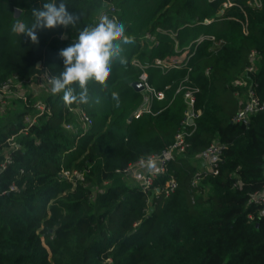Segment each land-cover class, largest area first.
<instances>
[{
	"label": "trees",
	"instance_id": "obj_1",
	"mask_svg": "<svg viewBox=\"0 0 264 264\" xmlns=\"http://www.w3.org/2000/svg\"><path fill=\"white\" fill-rule=\"evenodd\" d=\"M111 1L132 37L121 45L124 62L113 58L104 81L89 76L86 100L49 92V111L39 113L27 93L12 96L19 109L0 115V164L11 160L0 170V264H264V211L251 200L264 185V108L233 121L248 88L264 102V0ZM41 3L0 0V86L58 76L59 50L104 7L68 0L78 22L38 30L33 44L21 25ZM175 57L178 67L161 63ZM143 72L162 98L135 90ZM188 89L198 113L185 149L145 192L122 170L173 142ZM147 94L149 111L136 114ZM75 108L91 120L85 130ZM211 143L223 146L216 172L201 156ZM153 166L140 167L145 174ZM169 175L177 185L164 196Z\"/></svg>",
	"mask_w": 264,
	"mask_h": 264
},
{
	"label": "clouds",
	"instance_id": "obj_2",
	"mask_svg": "<svg viewBox=\"0 0 264 264\" xmlns=\"http://www.w3.org/2000/svg\"><path fill=\"white\" fill-rule=\"evenodd\" d=\"M68 0H42L39 7L32 9V21L21 25L22 33L33 44L38 42L37 31L57 26L69 27L79 20V14L68 10ZM64 34L61 33V39ZM132 42V37L125 34L123 22L115 15L103 12L91 26L79 31L76 39L59 50L63 70L52 77L51 92L63 93L62 99L71 103L86 100L88 91L86 80L89 76L104 81L110 72L113 58H120L122 44ZM78 85V90L73 87Z\"/></svg>",
	"mask_w": 264,
	"mask_h": 264
},
{
	"label": "built area",
	"instance_id": "obj_3",
	"mask_svg": "<svg viewBox=\"0 0 264 264\" xmlns=\"http://www.w3.org/2000/svg\"><path fill=\"white\" fill-rule=\"evenodd\" d=\"M258 4V3H257ZM104 7L102 10L96 15V19L100 16L101 13L107 12L111 15L117 16L118 8L114 5V3L111 0H103ZM224 5H230V1L226 0L224 2ZM94 21V22H95ZM64 34V32H61ZM61 33L57 34L58 39L60 40H66L67 35L64 34V38L61 39ZM202 39L199 38L198 41ZM255 51H251L250 55L253 56ZM189 57L190 54L186 51L183 56ZM181 61V57H175L171 60H166L161 62L164 66H173L178 67L179 63ZM156 63H160L159 60H155ZM253 65H250L246 68V70H252ZM52 77L50 74H48L46 71L41 72L31 78L25 79V80H7L3 82L0 86V111L3 109V105L5 101H7V97H16L21 96L18 94L17 89L21 85H35L37 88L41 90H48V92H51V80ZM139 81L143 85V89L141 91L147 93L151 92L152 95L157 99H160L163 97V93L161 91H153L150 86L147 83V75L143 72L139 76ZM233 84L235 86H243L245 84V81L242 78H236L233 81ZM235 94L237 95L238 92L236 91ZM151 96L147 94L145 98V103L137 110L136 114H141L142 112L149 111V104ZM185 102L187 104V110L185 112V117L181 122V128L175 133L173 142L166 147L161 153L150 155L144 159H141L131 165H128L126 168H124L123 172H131L133 168L137 166H153L151 167L147 173H145L142 176V180L140 182L141 188L143 191H148L149 188L153 185L154 179L165 172L166 166L168 161L172 160L176 154L183 152L186 146L185 136L188 134L187 127L191 125L192 118L197 115L198 111H194L193 105H194V90L188 89L185 94ZM32 106L37 109L39 113L43 111H49V108L41 101L36 100L33 102ZM264 108V102L259 101L258 97L255 95V92L250 87L247 89L245 93V101L244 104L240 107V109L236 112V114L233 117V121L237 123H247L250 115L256 111H259ZM79 111H75L80 119L84 122V124H90L91 120L90 118L80 109ZM37 114L35 113L33 116H27L26 122H34L36 119ZM70 125H66V127H69ZM222 145L217 143H211L208 145L202 152L201 156L209 161V166L213 170V172H216V160L218 158V155L220 153V150L222 149ZM10 156L6 155L5 159L0 164V170L4 169L6 165L10 162ZM198 178V177H197ZM196 178V179H197ZM196 179L193 181V184H195ZM176 180L172 175H169L168 178L164 182L163 186V193L164 196L169 195L171 192H173L176 188ZM14 186H11L13 188ZM156 192H158V189L156 188ZM251 200L258 204L262 211H264V185L259 191H256L252 194Z\"/></svg>",
	"mask_w": 264,
	"mask_h": 264
},
{
	"label": "rangeland",
	"instance_id": "obj_4",
	"mask_svg": "<svg viewBox=\"0 0 264 264\" xmlns=\"http://www.w3.org/2000/svg\"><path fill=\"white\" fill-rule=\"evenodd\" d=\"M132 62H134V63H136V61L135 60H133ZM17 91H18V94L19 95H25V94H30V96L31 97H34V100L36 101V100H41V101H44V98L47 96V93H49L48 92V90H41V89H39V88H37L35 85H21L18 89H17ZM47 106V105H46ZM19 107H20V105L18 104V103H16L13 99H12V97H8L7 98V101H5V103H4V105H3V112H2V110H1V113H0V115L2 114H4V112H7V111H14V110H17V109H19ZM79 108H75V109H73L74 111H79L78 110ZM79 114H77V116H78ZM27 116L28 115H26L25 117H24V121L26 122L27 120ZM80 116V115H79ZM78 116V117H79ZM79 119H80V117H79ZM81 120V119H80ZM81 122L82 123H80V125H79V122L78 123H76L77 124V126L79 125V126H81L82 128H83V130H85L86 128H87V124L85 123L84 124V122L81 120ZM75 124V125H76ZM78 126V127H79ZM144 175V169L142 170L141 169V167L140 166H137V168L135 167V168H133L132 169V171L130 172V174L128 175V176H125V180L127 181V182H130V183H139L140 184V182H141V180H142V176Z\"/></svg>",
	"mask_w": 264,
	"mask_h": 264
},
{
	"label": "water",
	"instance_id": "obj_5",
	"mask_svg": "<svg viewBox=\"0 0 264 264\" xmlns=\"http://www.w3.org/2000/svg\"><path fill=\"white\" fill-rule=\"evenodd\" d=\"M16 10V14H18L20 12L19 9H15ZM39 64V63H38ZM133 87L135 88V90L141 91L143 89V85L140 81H136L133 83Z\"/></svg>",
	"mask_w": 264,
	"mask_h": 264
}]
</instances>
